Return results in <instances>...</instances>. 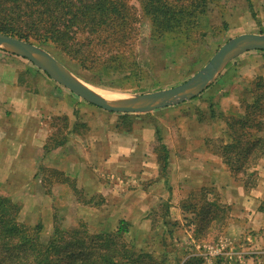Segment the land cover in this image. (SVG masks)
I'll list each match as a JSON object with an SVG mask.
<instances>
[{"label":"crops","instance_id":"0c3cea01","mask_svg":"<svg viewBox=\"0 0 264 264\" xmlns=\"http://www.w3.org/2000/svg\"><path fill=\"white\" fill-rule=\"evenodd\" d=\"M8 56L2 58L5 64L0 62L3 186L22 191L25 182L34 184L36 165L44 158L46 166L75 181V190L101 197L105 208L106 203L126 201L127 193L130 201L138 196L142 202H168L178 212L190 194L209 190L229 207L235 222L228 232L241 244V250L231 252L234 260L225 264H264V156L255 169V188L245 192L217 152L219 145L229 142L224 119L241 112V101L251 102L252 81L264 78V52L240 55L190 101L126 118L100 108L90 112L62 104L64 92L55 82L24 59ZM5 69L11 72L8 82L2 80ZM204 94L209 95L202 101ZM184 108H191V113L183 114ZM54 117L66 119V131L60 146L43 155ZM157 138L168 151L164 172L159 169Z\"/></svg>","mask_w":264,"mask_h":264},{"label":"trees","instance_id":"16d2710c","mask_svg":"<svg viewBox=\"0 0 264 264\" xmlns=\"http://www.w3.org/2000/svg\"><path fill=\"white\" fill-rule=\"evenodd\" d=\"M137 1L142 17L148 19L151 39L172 38L177 45L200 28L202 17L221 0ZM140 22L128 0H0L1 34L50 49L80 70L120 81L140 79L142 67L135 51ZM250 94L251 102L241 101L240 113L224 119L229 142L217 147L223 164L245 192L255 188V169L264 156V78L252 81ZM157 140L159 169L164 172L168 151ZM47 147L45 153L55 149ZM206 191L190 194L184 201L188 204L182 206L185 211L193 208L195 238L216 219L222 229L230 219L229 207L209 203ZM20 211L18 204L0 194V264H169L166 255L147 253L126 242L125 221L114 232L95 235L83 222L70 230L55 225L44 237L40 223L31 226L20 221ZM182 264L203 261L189 257Z\"/></svg>","mask_w":264,"mask_h":264},{"label":"rangeland","instance_id":"374dc122","mask_svg":"<svg viewBox=\"0 0 264 264\" xmlns=\"http://www.w3.org/2000/svg\"><path fill=\"white\" fill-rule=\"evenodd\" d=\"M128 4L136 21H141L138 43L135 47L142 67L138 81H120L113 77L94 75L78 69L50 49L37 47L49 53L77 79L95 91L126 98L179 86L201 71L214 54L231 39L242 34L264 35V0H221L208 9L200 21V28L191 33L185 43L177 45L171 41L172 38L164 41L151 39L148 19L142 17L139 2L128 0ZM8 55L11 54L0 50V62L5 64L2 58L7 59L10 57ZM23 61L34 67L27 60ZM232 61L229 62V66L232 65ZM5 72L2 80L8 82L11 72L9 69H5ZM226 73L229 75L231 70ZM58 90L64 92L61 94L62 104L67 106L76 104L90 112L101 111L98 107L79 102L59 85ZM208 95L204 94L200 99L203 101ZM181 111L183 114L189 111L191 113V108H184ZM51 126L53 133L47 142V148L53 146L57 148L55 145L63 139L67 124L62 118L54 117ZM45 151L44 147L43 155ZM36 166L34 184L29 185L25 182L22 186L24 190L17 191V187H10L11 184L6 187L0 183V194L8 196L21 207L19 217L21 222L31 226L40 223L44 237L52 233L55 225L61 226L63 230H70L77 223L83 222L88 233L95 235L101 232H114L119 222L125 221L128 223V233L124 236L126 242L147 253L166 255L169 264H182L189 257H198L202 259L203 264H225L234 260L231 252L241 250L240 242L234 243L228 232L235 222L231 217L226 221L224 229L220 220L216 219L207 227H203L202 234L199 233V237L195 238L197 226L193 208L188 207L186 211L182 208L184 204H188L187 201L180 202V210L177 212L170 209L171 205L168 202L157 204L142 202L138 196L130 201L126 193V197L123 196L126 201L112 202L111 205L106 203L108 208H105L101 197H90L82 190H75V181L46 166L44 158L41 164L38 163ZM129 189L130 187L127 190ZM205 194L206 199L210 198L207 200L209 203L225 207L209 190Z\"/></svg>","mask_w":264,"mask_h":264},{"label":"water","instance_id":"95a60500","mask_svg":"<svg viewBox=\"0 0 264 264\" xmlns=\"http://www.w3.org/2000/svg\"><path fill=\"white\" fill-rule=\"evenodd\" d=\"M0 50L27 60L57 85L90 105L109 113L132 115L150 113L198 97L214 83L230 61L246 52H264V35L242 34L231 39L214 54L201 71L179 86L139 96L120 97L116 101L102 100L93 88L77 79L49 53L36 45L0 33Z\"/></svg>","mask_w":264,"mask_h":264},{"label":"bare ground","instance_id":"6f19581e","mask_svg":"<svg viewBox=\"0 0 264 264\" xmlns=\"http://www.w3.org/2000/svg\"><path fill=\"white\" fill-rule=\"evenodd\" d=\"M97 93V95L104 101H116V100H119L120 99V96H111L109 94H105V93H102L100 91H95Z\"/></svg>","mask_w":264,"mask_h":264}]
</instances>
